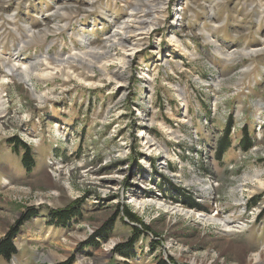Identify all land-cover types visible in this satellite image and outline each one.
I'll use <instances>...</instances> for the list:
<instances>
[{
	"label": "rangeland",
	"instance_id": "374dc122",
	"mask_svg": "<svg viewBox=\"0 0 264 264\" xmlns=\"http://www.w3.org/2000/svg\"><path fill=\"white\" fill-rule=\"evenodd\" d=\"M164 7L131 63L60 71L55 58L103 47L138 0H0V240L34 215L16 264H246L247 246L264 259V0ZM42 55L46 78L3 69ZM70 208L66 227L51 220ZM136 229L137 256L113 254Z\"/></svg>",
	"mask_w": 264,
	"mask_h": 264
},
{
	"label": "bare ground",
	"instance_id": "6f19581e",
	"mask_svg": "<svg viewBox=\"0 0 264 264\" xmlns=\"http://www.w3.org/2000/svg\"><path fill=\"white\" fill-rule=\"evenodd\" d=\"M169 1L170 0H144L143 2H141L138 0V4L141 5L142 8L137 9L136 11L132 10L129 13V17H127V19H125L120 24H117V26L115 27L116 29L112 32V34H110L111 36L109 35L103 47L91 49L89 48L87 52L72 53L64 57L63 55H60L58 58H55V62L57 65L56 70L61 71L62 68L70 67V64L76 66L86 64L90 68L98 66V68L105 70V66H109V64L111 63L113 64L117 62L121 65H127L131 63L133 61L132 59L136 56V54L140 52L142 40L148 37L151 32L154 31L159 25V20H161L162 15L160 16L158 7L160 6L159 9H163L161 7L167 5ZM138 11H140V16H138L139 14L137 15ZM34 36L36 37V35L31 32V35L27 37L28 41H23L21 43L19 50H17L16 52L17 55L19 54V51L21 49L31 43L30 41ZM115 47H119L123 50L121 58H116L112 56L113 54L111 55V51ZM257 52V50H252L250 54L252 55ZM103 59H106L108 61L102 63ZM14 61L16 62L3 63V69H5L10 74L12 73L18 75V77H20L25 82L34 77L46 78L49 75V73L41 72L40 70L41 65L49 64L47 55H42L40 58L36 59L35 62H30L29 65H26L25 67H22L23 65L18 64V62H20L21 60H16L15 58ZM146 145L148 146V149H151V147L153 146L152 141L148 140V138L146 139ZM202 218L203 220H208L215 223H222L225 227V232L228 233L234 232L233 229L239 228V226H233L235 228L228 226L227 220L217 218L216 215L210 217L202 216ZM245 250L246 252H250V258L252 259L251 261L259 264L264 261L262 256L263 250H259V252H253V248L249 246H247ZM242 251L245 253L244 250ZM251 261L246 262V264H250ZM239 264H244V260L239 259Z\"/></svg>",
	"mask_w": 264,
	"mask_h": 264
},
{
	"label": "trees",
	"instance_id": "16d2710c",
	"mask_svg": "<svg viewBox=\"0 0 264 264\" xmlns=\"http://www.w3.org/2000/svg\"><path fill=\"white\" fill-rule=\"evenodd\" d=\"M229 136V129L226 132V135L224 136L223 140L221 141V144L219 146V155H221V153L225 152V149L227 146H225V140L228 139ZM244 149L247 150L248 148L251 147V144L247 143V139H244ZM22 164L24 169L29 170L31 169L34 164L33 158L30 156V153H27V155H25V157L22 160ZM33 169V168H32ZM31 172V171H30ZM189 204V203H188ZM190 205V204H189ZM192 205V204H191ZM192 206H195V204L193 203ZM196 207V206H195ZM78 208H70V209H64V210H60V211H56L53 213H50L49 216H51V220L53 222H57L59 225L66 227L67 224H69V222H71L72 220L75 219V217H77L78 215H81L78 211ZM28 213H26L23 218L17 223V225H15L14 227H12V229L9 231V233L2 239L0 240V263L2 261L4 262H10L14 257H16L18 255V249L15 245L14 239L19 236V234L21 233V229L24 226L25 222H29L30 220H32L31 217H33V213L31 211H27ZM125 215L133 221H138L141 224H143L140 220L136 219L134 217V215L131 213V211L129 209H127L125 211ZM114 220H112V222H110V224H108V226L105 227V231L101 230V232L99 234H97L95 237L99 239H102L104 241L108 240V236L110 234V231L112 230V226H114L113 223ZM142 236L141 232H139L137 229L135 231V233L133 234L132 238H129V240L126 243L123 244H119L114 250H113V254L121 256L125 259H134L137 256V253L135 251V244L137 243V241L139 240V237ZM95 237H91V239L85 243L84 247H98L101 243L100 240H97ZM151 250H155V246L154 243L151 245ZM61 264H73V260L65 262V263H61ZM159 264H167L165 261H161Z\"/></svg>",
	"mask_w": 264,
	"mask_h": 264
},
{
	"label": "built area",
	"instance_id": "2783aa9c",
	"mask_svg": "<svg viewBox=\"0 0 264 264\" xmlns=\"http://www.w3.org/2000/svg\"><path fill=\"white\" fill-rule=\"evenodd\" d=\"M16 258L14 257L11 261H10V263H12V264H16Z\"/></svg>",
	"mask_w": 264,
	"mask_h": 264
},
{
	"label": "crops",
	"instance_id": "0c3cea01",
	"mask_svg": "<svg viewBox=\"0 0 264 264\" xmlns=\"http://www.w3.org/2000/svg\"><path fill=\"white\" fill-rule=\"evenodd\" d=\"M24 227H27L28 228V226L27 225H25ZM21 251V250H20ZM19 251V252H20ZM18 255H19V253H18ZM18 255L16 256V258H18ZM25 259V258H24ZM3 263V261L1 262V264ZM5 263V262H4ZM9 263V262H8Z\"/></svg>",
	"mask_w": 264,
	"mask_h": 264
}]
</instances>
